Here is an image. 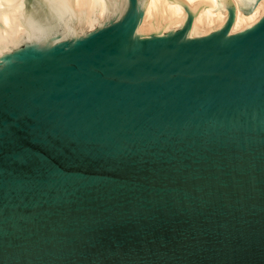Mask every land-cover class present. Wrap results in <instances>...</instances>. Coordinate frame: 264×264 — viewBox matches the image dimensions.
Here are the masks:
<instances>
[{
	"label": "water",
	"instance_id": "obj_1",
	"mask_svg": "<svg viewBox=\"0 0 264 264\" xmlns=\"http://www.w3.org/2000/svg\"><path fill=\"white\" fill-rule=\"evenodd\" d=\"M0 264H264V0H0Z\"/></svg>",
	"mask_w": 264,
	"mask_h": 264
}]
</instances>
